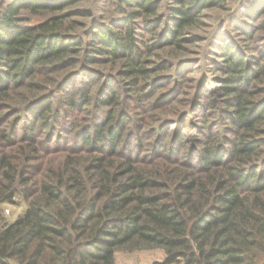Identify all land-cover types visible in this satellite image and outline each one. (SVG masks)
<instances>
[{"label": "trees", "instance_id": "obj_1", "mask_svg": "<svg viewBox=\"0 0 264 264\" xmlns=\"http://www.w3.org/2000/svg\"><path fill=\"white\" fill-rule=\"evenodd\" d=\"M80 1L0 0V146L7 147L0 151V264H116L118 250L146 247L165 252L153 264H264V97H256L257 83L249 89L252 79L264 77V44L256 34L264 28V0L249 2L242 21L231 24L255 42L259 55L243 52L223 27L214 32L217 50L210 49L223 57L214 61L229 75L214 93L228 94L218 113L231 119V146L206 131L197 162L169 157L171 164L152 159L151 166L136 153L143 134L155 137L157 127H125L120 87L100 81L90 66L101 58L123 59L130 77L126 90L154 86L159 80L150 77L144 51L181 47L185 28L204 9L224 8L227 0H109L115 15L104 21L95 9H81L88 22L71 20L64 10ZM34 15L46 18L29 23ZM142 31L150 34L149 43ZM80 60L82 67L71 68ZM61 70L66 72L58 78L43 76ZM83 75L73 91L72 81ZM15 93H21L18 99ZM144 95L138 98L143 105L157 103L143 102ZM52 99L93 117L74 132L76 144L59 151L62 156L33 179L29 167L40 152L38 132L53 128ZM163 136L159 130L151 144L169 155L177 147ZM17 194L27 206L8 221L2 205Z\"/></svg>", "mask_w": 264, "mask_h": 264}, {"label": "rangeland", "instance_id": "obj_2", "mask_svg": "<svg viewBox=\"0 0 264 264\" xmlns=\"http://www.w3.org/2000/svg\"><path fill=\"white\" fill-rule=\"evenodd\" d=\"M251 1L254 0H227V5L224 8H206L195 23L185 28L181 35V47L163 45L150 50L149 53L144 51V58L147 60L146 66L149 68L150 77L153 79L158 77L157 80H159L153 84L154 86L148 85L150 87H145L141 91L136 89L126 90L130 85L124 84V81L130 77L127 76L126 69L122 70L123 59L101 58L90 66L93 69L92 74H95L98 79L110 80L113 84L120 87V100L123 101L126 111L125 127L133 125L131 126L133 130L141 129L142 131H149L157 127L156 136L159 130H163L165 143L177 147L176 151L168 152V155L166 148L158 151L156 148L157 144H151L153 140L155 141L156 136L148 137L147 133L143 134L144 146L142 150H139L140 153L136 154L144 159V164L147 166L154 164L152 159L165 161L167 164H171L172 162L170 161L175 160L179 162H197L200 156V148L206 145V131L217 133L218 140L225 145V148L231 146V140L236 138L235 132L231 129V119L223 120V113L219 115L221 112L220 108H222L221 102L226 100L228 94L222 93V90L220 94L217 93L215 95L214 93L216 89H219L225 83V78L229 76L214 61L216 58L219 60L223 58L213 53L214 50H217L215 42L218 41L214 39V32L216 28L223 27V33H232V37L241 46H244L242 47L243 52L247 50L248 53L259 55L260 52L255 47V42L244 38L243 36L245 35L238 28L231 26L233 22L242 21L246 6ZM84 8L95 9L97 15L105 18L104 21L110 19L114 14L112 2L109 0H82L66 7L64 10H69V18L71 20L79 19L88 22L90 16L84 17L81 15V9ZM45 18L43 15H34L29 23H38ZM262 18H264V13L259 19ZM245 20L250 24L252 22L249 17ZM79 27L80 25H77L76 28ZM256 34L261 35V38H263H260L257 42L264 44V28L258 29ZM143 38L148 43L150 42L149 33L144 31ZM222 41L224 42L225 40L222 39ZM245 46L249 47L245 48ZM261 54H264V51ZM82 61L80 60L71 68L79 69L84 64ZM61 72L66 71H54V73L43 74V76L46 78H58ZM83 79L84 75L72 81L71 87L73 91L77 89ZM100 81L95 82L91 89L98 87ZM121 83L125 86L121 87ZM255 83H257L259 88L256 97L259 99L263 98L264 77L262 80L252 79L250 90L254 88ZM44 88L42 87L38 91L42 93ZM23 90L25 92V89ZM150 91L154 92L152 97L148 96ZM19 94L21 93H15L14 97L18 99L20 97ZM142 94H145L143 102H152L155 99L157 103L153 102V105L149 107L143 105L144 103L138 101ZM66 95L68 94L65 93L59 96ZM50 104L53 108L49 111V122L52 123L53 128L50 133L46 131L47 129H40L38 132V139L41 141L39 143L40 152L31 161L29 167V175L33 179L40 176L43 168L49 164L50 160L56 161L62 156V152L58 154L59 151L66 146L76 144L72 141L74 140V132L90 124V119L93 117L91 115L92 112H79L78 110L66 108L61 104L56 105V99H52ZM214 104L215 107H213ZM143 106L148 108H142ZM208 111H210V114L206 115ZM84 114H86L87 118L83 119ZM12 118L14 119V117ZM140 118H143L141 123L136 121ZM134 121L137 124H134ZM5 124L3 123V126ZM262 127L264 128V125ZM137 137H133V143L131 139L128 149L136 150ZM261 140L263 142L261 156H264V137ZM5 150H7V147L1 145L0 151ZM169 157L171 158L170 161ZM26 206L27 199L22 194H17L12 202H5L2 205L3 214L8 221H13ZM164 257L165 252L160 247L122 248L116 253V264H153L154 262H162Z\"/></svg>", "mask_w": 264, "mask_h": 264}]
</instances>
